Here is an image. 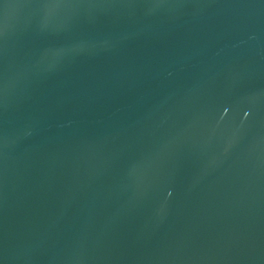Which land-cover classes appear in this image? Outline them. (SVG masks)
Segmentation results:
<instances>
[{"label": "water", "instance_id": "1", "mask_svg": "<svg viewBox=\"0 0 264 264\" xmlns=\"http://www.w3.org/2000/svg\"><path fill=\"white\" fill-rule=\"evenodd\" d=\"M0 264H264V0H0Z\"/></svg>", "mask_w": 264, "mask_h": 264}]
</instances>
